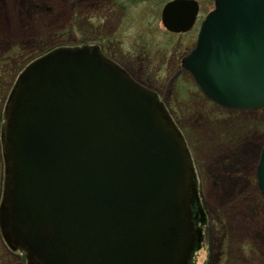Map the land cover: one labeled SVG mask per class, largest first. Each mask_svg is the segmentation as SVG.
I'll use <instances>...</instances> for the list:
<instances>
[{"label":"water","instance_id":"water-1","mask_svg":"<svg viewBox=\"0 0 264 264\" xmlns=\"http://www.w3.org/2000/svg\"><path fill=\"white\" fill-rule=\"evenodd\" d=\"M196 10L169 1L162 23L186 30ZM182 66L223 107L264 105V0H214ZM4 163L0 232L28 264H190L199 246L179 129L95 46L53 49L18 75ZM256 179L264 195V142Z\"/></svg>","mask_w":264,"mask_h":264},{"label":"rangeland","instance_id":"rangeland-1","mask_svg":"<svg viewBox=\"0 0 264 264\" xmlns=\"http://www.w3.org/2000/svg\"><path fill=\"white\" fill-rule=\"evenodd\" d=\"M108 1L0 0V106L19 70L42 51L102 39L134 79L157 93L188 140L206 213L192 264H264V198L255 176L264 107L223 109L205 98L180 65L196 28L165 30L160 11L166 0H120L125 10H110ZM197 1L199 22L213 0ZM1 180L0 166V191ZM0 264L26 263L0 238Z\"/></svg>","mask_w":264,"mask_h":264},{"label":"flooded vegetation","instance_id":"flooded-vegetation-1","mask_svg":"<svg viewBox=\"0 0 264 264\" xmlns=\"http://www.w3.org/2000/svg\"><path fill=\"white\" fill-rule=\"evenodd\" d=\"M127 2V5L131 2V0H125ZM101 3V2H100ZM102 5V3H101ZM107 5H109L111 7L110 10H116L117 8L118 9H122V10H125V5L122 6L121 4V1L120 0H110L108 1ZM127 7V6H126ZM199 8H200V5H199ZM83 45H87V44H83ZM88 45H95L99 48L100 52L109 60L115 62L116 64L120 65L121 67H123L126 71L127 69L123 66V64L119 61L118 57L116 56L117 55V52H114V51H109L108 50V46L107 44H104L102 42V39L101 41H97V42H93L91 44H88ZM82 46V45H81ZM139 82V81H138ZM140 83V82H139ZM5 99L3 101V106L1 105V109H0V118L1 120L3 119V116H4V106H5ZM2 167V166H1Z\"/></svg>","mask_w":264,"mask_h":264},{"label":"bare ground","instance_id":"bare-ground-1","mask_svg":"<svg viewBox=\"0 0 264 264\" xmlns=\"http://www.w3.org/2000/svg\"><path fill=\"white\" fill-rule=\"evenodd\" d=\"M258 157V156H257Z\"/></svg>","mask_w":264,"mask_h":264}]
</instances>
